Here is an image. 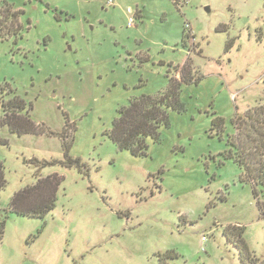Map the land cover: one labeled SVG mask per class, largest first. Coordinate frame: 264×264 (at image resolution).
Segmentation results:
<instances>
[{
    "label": "rangeland",
    "instance_id": "obj_1",
    "mask_svg": "<svg viewBox=\"0 0 264 264\" xmlns=\"http://www.w3.org/2000/svg\"><path fill=\"white\" fill-rule=\"evenodd\" d=\"M3 1L16 21L0 9V88L45 133L0 131V264H264V187L226 157L234 117L264 105V0ZM185 61L180 112L165 109L146 156L120 151L118 110L162 93ZM66 126L82 171L59 164ZM51 174L50 213L9 211Z\"/></svg>",
    "mask_w": 264,
    "mask_h": 264
},
{
    "label": "trees",
    "instance_id": "obj_2",
    "mask_svg": "<svg viewBox=\"0 0 264 264\" xmlns=\"http://www.w3.org/2000/svg\"><path fill=\"white\" fill-rule=\"evenodd\" d=\"M2 16L13 19L9 24H14L15 14L10 7L0 0ZM1 30V29H0ZM183 34L182 44L185 46L186 38ZM231 48V42L226 44V50ZM186 61L182 66L176 67L175 77L168 80L167 87L162 93L155 97L141 96L129 101L127 107L118 110V117L112 123V129L108 133L110 141L116 145L120 151H128L134 157L147 155V140L154 143L159 141V129L168 126V117L165 109L180 112L182 109L179 103L181 85L191 80L186 74ZM4 88H0V131L6 130L9 134L17 137L25 135L40 136L45 133L40 125L35 124L29 115L31 104L26 103L14 92L3 93ZM8 95L9 99H5ZM222 120L212 121V126L221 129ZM235 135L228 140V144L233 148L228 156L244 171L245 180L253 186L264 187V105H258L248 109L243 115H236L232 120ZM218 130V131H219ZM52 134V133H49ZM72 134L68 132L67 126L59 135L61 140L64 161L59 162L60 166L77 168L82 171L79 159H73L69 155L72 144ZM6 141L0 138V145H5ZM40 165L32 160L31 163ZM56 162H44L42 166H54ZM62 178L57 174L46 177L35 176V181L14 193L10 199L8 209L12 213L21 217L43 219L50 213L56 202V193L61 184ZM5 169L0 162V193L6 187ZM255 193V190H254ZM240 253L245 252L244 246H240Z\"/></svg>",
    "mask_w": 264,
    "mask_h": 264
},
{
    "label": "built area",
    "instance_id": "obj_3",
    "mask_svg": "<svg viewBox=\"0 0 264 264\" xmlns=\"http://www.w3.org/2000/svg\"><path fill=\"white\" fill-rule=\"evenodd\" d=\"M106 4L107 6H113V0H108ZM129 25H132V19H129Z\"/></svg>",
    "mask_w": 264,
    "mask_h": 264
},
{
    "label": "water",
    "instance_id": "obj_4",
    "mask_svg": "<svg viewBox=\"0 0 264 264\" xmlns=\"http://www.w3.org/2000/svg\"><path fill=\"white\" fill-rule=\"evenodd\" d=\"M207 11H208V8H207Z\"/></svg>",
    "mask_w": 264,
    "mask_h": 264
}]
</instances>
